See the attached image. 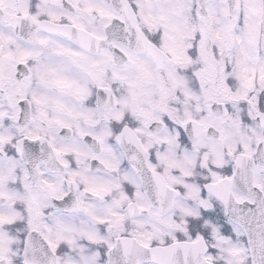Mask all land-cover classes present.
<instances>
[{"label":"snow or ice","instance_id":"snow-or-ice-1","mask_svg":"<svg viewBox=\"0 0 264 264\" xmlns=\"http://www.w3.org/2000/svg\"><path fill=\"white\" fill-rule=\"evenodd\" d=\"M0 264H264V0H0Z\"/></svg>","mask_w":264,"mask_h":264}]
</instances>
